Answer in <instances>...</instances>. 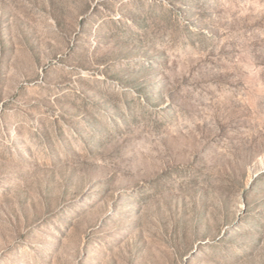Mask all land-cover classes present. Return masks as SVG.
Wrapping results in <instances>:
<instances>
[{"label":"rangeland","instance_id":"rangeland-1","mask_svg":"<svg viewBox=\"0 0 264 264\" xmlns=\"http://www.w3.org/2000/svg\"><path fill=\"white\" fill-rule=\"evenodd\" d=\"M0 264H264V0H0Z\"/></svg>","mask_w":264,"mask_h":264}]
</instances>
